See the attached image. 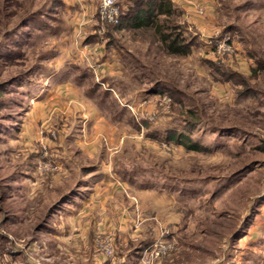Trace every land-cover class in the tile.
Listing matches in <instances>:
<instances>
[{"label":"rangeland","instance_id":"374dc122","mask_svg":"<svg viewBox=\"0 0 264 264\" xmlns=\"http://www.w3.org/2000/svg\"><path fill=\"white\" fill-rule=\"evenodd\" d=\"M101 1L0 0V264H253L264 0H168L157 29Z\"/></svg>","mask_w":264,"mask_h":264},{"label":"trees","instance_id":"16d2710c","mask_svg":"<svg viewBox=\"0 0 264 264\" xmlns=\"http://www.w3.org/2000/svg\"><path fill=\"white\" fill-rule=\"evenodd\" d=\"M135 1V2H134ZM132 0V2L120 12L119 22L120 24L123 22L132 23L134 28H150L154 26V29L159 28V26H155L159 17L161 16H170L173 12L172 6L168 0ZM137 3V4H136ZM30 25H36V27L42 26V20L40 18H32L28 19L26 22H30ZM25 22V23H26ZM181 33V32H180ZM181 35L177 34L176 37H171L167 34H161L160 39L161 41L166 44L168 49L171 52L177 54H184L187 52V49H190L191 44L188 43L184 46H181L184 40L180 39ZM180 39V40H179ZM181 47V48H180ZM83 78V76H80ZM168 134V135H167ZM166 135L167 141L173 142H181L182 139H185L182 134H174L173 132H168ZM190 149H194V147L190 146Z\"/></svg>","mask_w":264,"mask_h":264},{"label":"built area","instance_id":"2783aa9c","mask_svg":"<svg viewBox=\"0 0 264 264\" xmlns=\"http://www.w3.org/2000/svg\"><path fill=\"white\" fill-rule=\"evenodd\" d=\"M100 7L109 10L108 17L112 22H118L119 5L117 3L113 0H102ZM209 40L213 41V47L218 49L221 45H224L229 41V36L223 33H215L212 37H209Z\"/></svg>","mask_w":264,"mask_h":264},{"label":"crops","instance_id":"0c3cea01","mask_svg":"<svg viewBox=\"0 0 264 264\" xmlns=\"http://www.w3.org/2000/svg\"><path fill=\"white\" fill-rule=\"evenodd\" d=\"M108 177H109V176L104 175L103 180H104V181H109V180H108ZM254 225H255V226H254V229H255L257 226H256V224H254ZM263 234H264V232L260 233V234H259L260 236H258V237H260V238H259L260 241H261L262 239H264ZM252 238H254V239H253V242H254V241H257V240L255 239V237H252ZM263 241H264V240H263ZM263 246H264V245H263ZM253 250H254V249H253ZM253 264H264V251H263V253H261L259 250L255 252V255H254V262H253Z\"/></svg>","mask_w":264,"mask_h":264}]
</instances>
